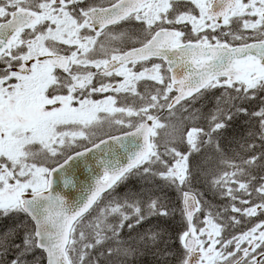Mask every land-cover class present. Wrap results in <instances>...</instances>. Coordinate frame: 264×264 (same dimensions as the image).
Returning a JSON list of instances; mask_svg holds the SVG:
<instances>
[{"label":"snow or ice","instance_id":"snow-or-ice-1","mask_svg":"<svg viewBox=\"0 0 264 264\" xmlns=\"http://www.w3.org/2000/svg\"><path fill=\"white\" fill-rule=\"evenodd\" d=\"M209 96L204 114L196 105ZM237 116L258 121L249 137L260 141L238 159L218 139ZM187 122L178 140L158 139ZM205 146L221 155L211 185L222 208L195 190L190 158ZM260 173L264 0H0V264H27L37 249L45 264H110L139 251L120 239L125 227L176 211L177 244L160 231L139 238L163 241L165 264L171 247L175 264H264ZM132 176L162 181L179 206L119 196Z\"/></svg>","mask_w":264,"mask_h":264},{"label":"trees","instance_id":"trees-1","mask_svg":"<svg viewBox=\"0 0 264 264\" xmlns=\"http://www.w3.org/2000/svg\"><path fill=\"white\" fill-rule=\"evenodd\" d=\"M257 103L260 104L259 100H256V104ZM244 106L250 112L252 111L249 109L247 102H245ZM201 112L204 113L203 111ZM179 115L180 114L177 113V117H179ZM251 120H254V124L253 126H251L252 131L258 134V121L255 118H248L245 116L235 117L233 121L228 125L226 130L222 131L218 139L221 140V138L225 136V145L228 138L236 139L235 142H239L240 147V151L238 153L227 155L226 157L238 159L240 156H247L248 153L246 151V148L250 143H255L257 150H260V141L258 139V135L256 137H249V133L246 128H238L244 123L250 122ZM197 123L203 127H206L207 125V123L203 122V119L197 121ZM187 126H190V122H187L185 125L178 126L175 130L172 128L165 129L164 133L166 136V140H178L179 138H176L174 134L180 136L181 128ZM161 134H163V131L161 132ZM179 146L182 149L186 148V141L184 144H181ZM209 150L210 147L205 146L200 153H193L194 158H190L192 160V166L199 172V179L194 182L195 190L199 192L203 196L204 200L211 204L213 208H222V206L229 203V201L226 198H221L217 193V190L211 185V178L213 177V175L219 172L221 168H223V165L221 164V155H217L214 159V162H212L203 155L204 153L209 152ZM160 187H163L162 181H148L137 176H132L119 186L117 192L121 197H123L126 193H138L139 196L137 198L140 200H146L150 193H154L155 195L166 197V202L168 203L169 208H177L179 206V200L174 190L170 188H164L163 191H160ZM7 223L10 224V222ZM181 226L182 220L178 211H176L174 215L169 217H151L148 221L144 222L142 226L137 225L135 231L129 230L125 234H121L120 236V239L124 241L127 246L138 247L139 251H137L135 255H129L126 258L123 255H114L110 264H165V258L161 255H158V251L165 248V243L163 241H167V245L169 246L177 244L175 237ZM2 227H4V225H2ZM0 230L2 229L0 228ZM149 230L162 232L163 241H161L157 246H153L149 242L148 247L144 248V245L140 242L139 238L142 233H148ZM113 247H116V245L113 244ZM175 252L176 248L171 247V253L174 255ZM173 255H169L167 257L166 264H175ZM32 259H36V264H43L44 259L42 251L37 249L34 252L30 253L27 256V264H32Z\"/></svg>","mask_w":264,"mask_h":264},{"label":"rangeland","instance_id":"rangeland-1","mask_svg":"<svg viewBox=\"0 0 264 264\" xmlns=\"http://www.w3.org/2000/svg\"><path fill=\"white\" fill-rule=\"evenodd\" d=\"M215 104L216 103H213L212 106H210L208 108H205V109H208V110L214 109ZM247 104H248V106L253 107V105L255 104V102L254 101H252L250 103L247 102ZM251 126H253V125H250L249 122H246V123H244L242 126H240L238 128H246L247 131H248V133H249V132H253L252 129H251ZM164 135H165V133H164ZM174 136L176 138H179L180 137V136H178L176 134H174ZM158 139H160V138H158ZM235 140L236 139H230V138H228V140L226 141V145H225V136H223L221 138V141H219V143L221 145V148L223 149V153H224L225 156L232 155V154H236V153H238L240 151L239 142L237 143V142H235ZM209 147H210L209 152L204 153L203 155L205 157H207L209 160H211L212 162H214L215 157L217 155H219L220 153L217 152L213 146H209ZM108 219H109V222H111V223L117 222V220L114 217H112V216H110ZM125 223H127V222H125ZM127 231H129V229L127 227H125L122 230V233L121 234H125ZM144 231H147V230H144ZM142 235H143V233H142Z\"/></svg>","mask_w":264,"mask_h":264},{"label":"flooded vegetation","instance_id":"flooded-vegetation-1","mask_svg":"<svg viewBox=\"0 0 264 264\" xmlns=\"http://www.w3.org/2000/svg\"><path fill=\"white\" fill-rule=\"evenodd\" d=\"M124 33L125 35L122 39L125 40L127 44H131L136 39L139 38V33L136 31L135 25L133 24L126 25L124 28ZM113 46H125V45L121 43V39H117L113 41ZM216 94H219V92H217ZM204 100L197 103V105L202 104L203 102L204 104H208L211 101V96H209L207 99H204ZM2 225L3 223H0L1 229H3Z\"/></svg>","mask_w":264,"mask_h":264},{"label":"bare ground","instance_id":"bare-ground-1","mask_svg":"<svg viewBox=\"0 0 264 264\" xmlns=\"http://www.w3.org/2000/svg\"><path fill=\"white\" fill-rule=\"evenodd\" d=\"M226 130V129H225ZM151 190V189H150Z\"/></svg>","mask_w":264,"mask_h":264},{"label":"water","instance_id":"water-1","mask_svg":"<svg viewBox=\"0 0 264 264\" xmlns=\"http://www.w3.org/2000/svg\"><path fill=\"white\" fill-rule=\"evenodd\" d=\"M77 195H79V194H77Z\"/></svg>","mask_w":264,"mask_h":264}]
</instances>
